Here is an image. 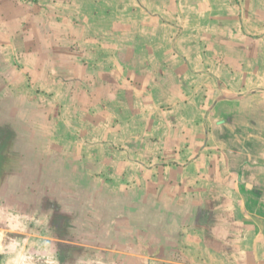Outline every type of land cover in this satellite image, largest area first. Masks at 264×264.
<instances>
[{
  "label": "crops",
  "instance_id": "1",
  "mask_svg": "<svg viewBox=\"0 0 264 264\" xmlns=\"http://www.w3.org/2000/svg\"><path fill=\"white\" fill-rule=\"evenodd\" d=\"M257 44L264 0H0V264H264Z\"/></svg>",
  "mask_w": 264,
  "mask_h": 264
},
{
  "label": "rangeland",
  "instance_id": "2",
  "mask_svg": "<svg viewBox=\"0 0 264 264\" xmlns=\"http://www.w3.org/2000/svg\"><path fill=\"white\" fill-rule=\"evenodd\" d=\"M130 2H132V1H135V0H129ZM257 48H258V55H257V63H259V64H262L263 62H264V58H263V56H264V54H263V52H264V50H262V48H263V45L261 46V45H259V44H257ZM259 48H261V49H259ZM262 50V51H261ZM252 55V54H251ZM5 64V63H4ZM2 65V68H0V69H2L3 70V68H5V65ZM8 64V63H7ZM3 78H4V76H3ZM1 82H3V80H1ZM6 94V93H5ZM8 97H7V95H2V98H1V103L2 104H5L6 105V102H8V101H6L5 102V100L7 99ZM5 102V103H4ZM2 106L1 108H0V130L2 131V133H3V135H5V132H7V134L9 133V130H10V124H9V122H8V120H7V118H8V115H10V111H9V108L7 107V106ZM39 167V166H38ZM40 168V167H39ZM38 169H35V170H31V171H29L30 173L28 174V175H26L25 176V170H23L24 172H19V170H18V174H20V173H24V177H26V178H28V179H35L36 177H37V172H39V178H40V173H41V169H39L38 171H37ZM51 172H53V173H55V171H49V170H47V175H50L51 174ZM44 173V172H43ZM1 178H2V180L3 181H5V179H7V177H3V174H2V172H1ZM19 176V175H18ZM49 178V180L51 179V178H53V180L55 179V176L54 177H52V176H49L48 177ZM30 189H32L31 191L34 193L33 195H34V199H36V197L38 198V202H37V204L38 205H41V201H43V200H45V198L44 197H41L42 195L41 194H43V191H45V189L46 188H43V187H37V185L36 186H34V187H32L31 186V188ZM53 189V188H52ZM52 189H48L49 190V193L50 194H56L57 193V190L56 189H54V193H51V191H52ZM18 191H20V190H18ZM20 194L18 195V196H15L14 195V193H13V191H11V187H9L8 185H7V183H6V186H3V185H0V227L1 228H9V225H8V221H7V218H5V217H3V216H5V214L7 213V211H9V205L11 204V203H13V202H17L18 203V209H24V208H26V204H24V203H21V201H23L24 200V195H25V192L23 191V192H19ZM31 194V193H30ZM36 195V196H35ZM41 195V196H40ZM33 198V197H32ZM11 201V202H10ZM26 201H28L27 199H26ZM17 209V210H18ZM12 210V209H11ZM18 212V211H17ZM38 217L39 216H36L35 218H33L34 220H33V223H31V225L33 226V225H37V224H39L40 223V220L38 219ZM27 220H30V219H27ZM20 221H22L23 223H24V221H25V219H23V218H21L20 219ZM68 221H70V220H65V228L66 227H69V225L70 224H68L69 222ZM26 222V221H25ZM50 222H52L51 220H50ZM54 228L55 229H57L58 228V226H57V224H56V221L54 220ZM71 222V221H70ZM68 224V225H67ZM44 235V234H43ZM14 238H15V236H14ZM17 239H20L18 236H16V240ZM73 252H74V250L73 251H67L66 252V256H69L68 255V253H70V258H72V254H73ZM78 253H80L79 254V258L80 257H83V256H86V253H82L81 251H79V252H75V254L76 255H78ZM132 253H138L137 251H132ZM140 253V252H139ZM144 255L145 256H148V255H151L152 254V252L150 251V250H145L144 252ZM83 254V255H82ZM98 262H103V260L105 259V254H98ZM86 258V257H85ZM134 264H137V263H134Z\"/></svg>",
  "mask_w": 264,
  "mask_h": 264
},
{
  "label": "clouds",
  "instance_id": "3",
  "mask_svg": "<svg viewBox=\"0 0 264 264\" xmlns=\"http://www.w3.org/2000/svg\"><path fill=\"white\" fill-rule=\"evenodd\" d=\"M16 264H19V262L17 261Z\"/></svg>",
  "mask_w": 264,
  "mask_h": 264
}]
</instances>
